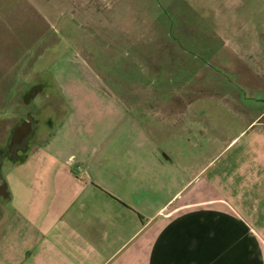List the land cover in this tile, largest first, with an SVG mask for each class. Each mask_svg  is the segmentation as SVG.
I'll use <instances>...</instances> for the list:
<instances>
[{
    "label": "crops",
    "instance_id": "0c3cea01",
    "mask_svg": "<svg viewBox=\"0 0 264 264\" xmlns=\"http://www.w3.org/2000/svg\"><path fill=\"white\" fill-rule=\"evenodd\" d=\"M28 1L70 42L67 13L114 29L94 0ZM226 44L218 70L158 54L124 83L61 71L60 118L45 109L0 160V264H264V22Z\"/></svg>",
    "mask_w": 264,
    "mask_h": 264
},
{
    "label": "rangeland",
    "instance_id": "374dc122",
    "mask_svg": "<svg viewBox=\"0 0 264 264\" xmlns=\"http://www.w3.org/2000/svg\"><path fill=\"white\" fill-rule=\"evenodd\" d=\"M94 1L114 10L113 31L67 13L64 29L80 39L70 42L58 36L55 29L60 28L46 26L28 0H0V143L5 147L28 112L43 117L51 107L60 118L61 71L69 83H124L131 70L155 67L158 54L165 71L204 66L218 70L230 48L226 39L242 32L244 22H264V0ZM124 21L133 23L126 34ZM111 37H127L132 44L116 48ZM173 53H180L181 59L174 60ZM210 56H216L214 63L208 62Z\"/></svg>",
    "mask_w": 264,
    "mask_h": 264
},
{
    "label": "flooded vegetation",
    "instance_id": "af4514ba",
    "mask_svg": "<svg viewBox=\"0 0 264 264\" xmlns=\"http://www.w3.org/2000/svg\"><path fill=\"white\" fill-rule=\"evenodd\" d=\"M29 116L27 118H23L19 121V123L13 128L10 136L8 146H4V142L0 143V152H3L2 159L3 161H10L12 160L19 150L22 149L23 144L22 142L18 143L19 135L26 131L27 124L32 120L36 119V115L32 112H28Z\"/></svg>",
    "mask_w": 264,
    "mask_h": 264
},
{
    "label": "water",
    "instance_id": "95a60500",
    "mask_svg": "<svg viewBox=\"0 0 264 264\" xmlns=\"http://www.w3.org/2000/svg\"><path fill=\"white\" fill-rule=\"evenodd\" d=\"M21 134H23V135H24V134H25V131H24V132H22Z\"/></svg>",
    "mask_w": 264,
    "mask_h": 264
}]
</instances>
